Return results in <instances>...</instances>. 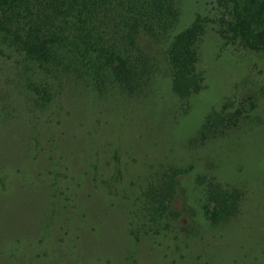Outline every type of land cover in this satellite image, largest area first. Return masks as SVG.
Wrapping results in <instances>:
<instances>
[{
  "label": "trees",
  "instance_id": "trees-1",
  "mask_svg": "<svg viewBox=\"0 0 264 264\" xmlns=\"http://www.w3.org/2000/svg\"><path fill=\"white\" fill-rule=\"evenodd\" d=\"M208 37L262 53L264 0H0V264H194L183 236L240 215L241 185L128 160L136 129L198 148L261 124L193 105Z\"/></svg>",
  "mask_w": 264,
  "mask_h": 264
},
{
  "label": "rangeland",
  "instance_id": "rangeland-1",
  "mask_svg": "<svg viewBox=\"0 0 264 264\" xmlns=\"http://www.w3.org/2000/svg\"><path fill=\"white\" fill-rule=\"evenodd\" d=\"M217 45L211 37L205 42L200 67L206 73L207 87L193 99V105L211 106L226 96L244 99L248 108L255 102L258 105L255 113L261 115V124L212 140L198 148L187 147L183 139L176 141L174 145L172 140L158 141L151 131L152 126L146 128L145 132L136 129L134 135L129 136L131 142L127 141L126 148L138 150L140 159L133 162L129 157L128 160L136 168L147 169L166 154H171L182 164L193 163L200 171L216 175L225 183L241 185L247 194L240 215L232 221L208 226L200 234L183 236L181 245L185 248L184 244L188 243L189 246L193 245L191 248L195 247L194 264H262L264 51L258 55L244 53L235 56L232 53L220 54ZM252 113L254 114V109ZM192 118H195V114L189 115L185 120ZM137 121H142L141 116H137L135 122ZM188 125L189 123L182 124ZM112 136L119 137L116 133H112ZM15 153H18L17 149L14 150ZM0 181L5 182V174L1 172ZM174 241L179 242L178 238Z\"/></svg>",
  "mask_w": 264,
  "mask_h": 264
}]
</instances>
